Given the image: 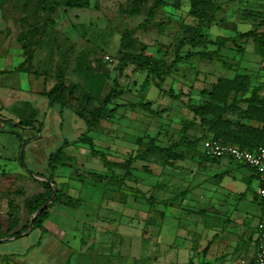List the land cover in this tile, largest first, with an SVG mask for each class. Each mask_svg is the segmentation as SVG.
Returning a JSON list of instances; mask_svg holds the SVG:
<instances>
[{
	"label": "rangeland",
	"instance_id": "1",
	"mask_svg": "<svg viewBox=\"0 0 264 264\" xmlns=\"http://www.w3.org/2000/svg\"><path fill=\"white\" fill-rule=\"evenodd\" d=\"M71 1L0 0V72L21 57L27 60L21 66L24 71L56 82L62 77L68 90H74L68 109L74 113L78 109L87 118L116 91L118 98L108 105L109 110L119 107L116 117L102 120L91 133L95 148L104 151L109 161L123 164L142 154L151 141L168 148L183 136L197 141L188 148L203 153L215 138L203 127H209L225 98L226 103L232 100L234 93L225 96L227 84L237 77H249V89L262 86V99L255 95L252 101L264 116L258 101L264 99V57L256 53L254 44L255 36L264 39V0H74L87 4L75 9L67 6ZM125 33L128 43L122 47ZM245 33H251V38L241 37ZM217 39L225 40L222 46ZM122 52L152 58L166 69L177 53L183 60L168 76L150 73L133 62L120 72ZM84 54H89L94 71L106 72L109 78L104 94L86 108L83 78L74 72ZM238 97L231 112L239 110ZM208 105L210 111L205 112ZM229 115L222 117L233 121ZM2 120L0 112V136L13 138ZM183 149L187 147L178 150L182 158ZM71 155L55 178L72 186L75 195L81 184L98 186L108 179L117 184V190L105 183L107 195L120 192L118 187L135 198L155 195L157 172L167 162V156L157 153L134 161L129 172L117 170L118 176L111 177L88 145L75 148ZM124 180L132 191L124 188Z\"/></svg>",
	"mask_w": 264,
	"mask_h": 264
},
{
	"label": "crops",
	"instance_id": "2",
	"mask_svg": "<svg viewBox=\"0 0 264 264\" xmlns=\"http://www.w3.org/2000/svg\"><path fill=\"white\" fill-rule=\"evenodd\" d=\"M24 62L20 57L0 72L4 130L9 126L10 134L19 130L20 135L0 136V264H252L263 212L258 176L228 159L206 158L196 148L183 149L184 158L161 165L155 195L135 198L121 187L125 195H107L105 183L117 190L109 179L98 186L81 184L76 195L71 186L40 226L33 227L30 218L19 237L8 236L9 204L20 205L44 193L45 179L27 170L50 176V156L69 143L64 155L73 157L74 149L84 146L78 141L87 130L74 112L51 104L45 93L56 80L22 70ZM260 88L239 95V110L229 115L252 129L246 134L249 145L260 141L255 133L263 128L264 116L248 100L254 93L262 99ZM21 149L26 169L19 162ZM64 165L63 159L56 172ZM117 170H108L111 177L118 176ZM127 182L124 188L130 192L133 187ZM55 184L61 187L64 182L55 178ZM18 213L20 230L29 216L24 206Z\"/></svg>",
	"mask_w": 264,
	"mask_h": 264
},
{
	"label": "trees",
	"instance_id": "3",
	"mask_svg": "<svg viewBox=\"0 0 264 264\" xmlns=\"http://www.w3.org/2000/svg\"><path fill=\"white\" fill-rule=\"evenodd\" d=\"M67 6L71 9L75 8H86L87 4L80 3L78 1H71L67 3ZM241 37L244 38H251V33H245L241 35ZM224 39H217L216 44H219L220 46L223 45ZM231 41H235L234 39ZM128 43V33H125L122 39V47L126 46ZM254 44H255V50L258 55L261 57H264V39L261 37H254ZM89 54H84L81 59L77 62V66L75 69V73L78 77L83 78V89L86 92L87 99L85 100V108L87 106H90L92 102L95 101V99H99L105 92L109 78L106 72L102 71H94L93 68L90 67L89 64ZM183 60V57L180 56L179 53H177V58L174 61L170 67L166 69V65L158 62L157 60H154L152 58L146 57L144 55L133 57L130 54L122 52L120 61H119V71L123 72L124 69L128 66L130 62H133L136 66L139 68H145L150 73L162 76L164 75H170L173 73L174 65H177ZM27 61V60H26ZM25 61V62H26ZM250 80L247 76L237 77L234 81L229 82L227 84V92L226 97L228 94H233V98L230 102L226 103V98L224 99V104L221 109H219V113L216 117H214L210 122H208L209 127H203V130L205 133H213L215 135V140L221 141L224 144H233L238 145L242 149L246 150H253L257 148L259 145L264 143V118H263V128L256 131V135H260V141H257L255 145H249L246 143V134L247 131L252 130L249 127H246L244 125H241L235 121H228L225 120L222 116L228 113H231V110L234 109V107L237 104V96L244 95L248 92L249 89ZM48 98L50 99L51 104H59L63 108H69V98L74 97V90H68L66 87L64 80L62 77L57 78L56 85L49 91L45 93ZM117 92L113 91L109 95H107L103 100V106L101 108H98L96 110L90 111L89 116L90 118L85 117L80 111L78 112V109L75 111V114L80 117L87 126L86 132L83 134L81 139L78 141L79 143L88 145L91 149V152L94 156L99 157L101 161L103 162V165L105 168H107L109 171L112 172L113 168L119 169V170H125L127 172L130 171L132 165L134 164V161L136 160H143L146 159L154 154H160L161 156H167V160H178L182 158V155L178 153V150L180 148L185 147H195L197 145V141H188L185 136H183L180 141L173 146H170L168 148L160 147L155 144V141H151L148 146L146 147L145 151L142 154H139L135 158L128 159L123 164L117 163V162H111L107 158V154L104 151L97 150L94 146L93 139L91 137V133L100 126V122L104 119L106 120H113L116 117V114L119 110V107H115L112 110L108 109V105L113 103L114 100L118 98ZM256 95V93L253 94V96L248 99L250 103V107L253 105V98ZM259 99V98H258ZM259 104L262 106L260 111L264 113V99L258 100ZM240 105V103H239ZM211 105H208V107H204L205 112L210 111ZM250 109L246 111L247 116H249ZM198 114H203V112H199V109L197 110ZM188 127L186 128V130ZM11 134L17 136L20 138V135L18 132L11 131ZM22 140V139H21ZM25 144L22 142V145ZM70 146L69 143H65L55 154H52L49 158V167L51 174L50 176H45L42 174H35L29 170H27L28 174H30L32 177L36 178H42L45 179V181L42 182L44 193L38 195L35 198H31L28 200V202L25 203V208L27 210L29 221L27 222V225L23 229H18L20 219H19V206L15 205L13 202L9 204V208L11 209V213L9 214V222L10 227L8 230V236L10 237H19L24 230H26L29 227L30 224V218H33L36 213L42 209V207L48 203L55 195V198L53 199V202L49 205V207L44 210L38 217H36L33 220V227H38L42 224L43 220L46 218V214L49 210V208L59 200L60 195H62L67 189V185H61V187H58L55 184V176H56V168L58 165L62 164V159H66L64 155V150L67 149ZM25 153L21 149V152L19 154V162L21 166L26 169L25 163ZM167 161V163H168ZM121 180V179H120ZM71 201V200H70Z\"/></svg>",
	"mask_w": 264,
	"mask_h": 264
},
{
	"label": "built area",
	"instance_id": "4",
	"mask_svg": "<svg viewBox=\"0 0 264 264\" xmlns=\"http://www.w3.org/2000/svg\"><path fill=\"white\" fill-rule=\"evenodd\" d=\"M108 60L112 61L109 57ZM209 159H228L253 169L259 180V196L263 201V212L257 225V252L252 264H264V143L253 150L242 149L238 145L224 144L212 139L204 149Z\"/></svg>",
	"mask_w": 264,
	"mask_h": 264
},
{
	"label": "water",
	"instance_id": "5",
	"mask_svg": "<svg viewBox=\"0 0 264 264\" xmlns=\"http://www.w3.org/2000/svg\"><path fill=\"white\" fill-rule=\"evenodd\" d=\"M52 200H53V198L48 202V203H46L43 207H42V209H40L37 213H36V215L32 218V222H33V220L36 218V217H38L44 210H46L48 207H49V205L51 204V202H52ZM33 224V223H32ZM31 224V225H32Z\"/></svg>",
	"mask_w": 264,
	"mask_h": 264
}]
</instances>
